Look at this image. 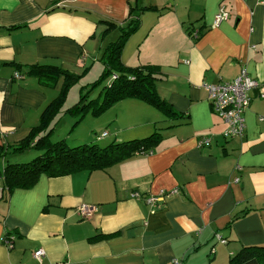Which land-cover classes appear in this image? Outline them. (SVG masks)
I'll return each mask as SVG.
<instances>
[{
  "label": "crops",
  "instance_id": "0c3cea01",
  "mask_svg": "<svg viewBox=\"0 0 264 264\" xmlns=\"http://www.w3.org/2000/svg\"><path fill=\"white\" fill-rule=\"evenodd\" d=\"M130 5L158 10L133 12L140 25L121 59L156 66V91L176 113L126 98L100 122L87 118L81 134L76 128L90 114L72 126L74 114L64 112L73 118L66 132L54 118L51 139L69 145L105 146L154 131L161 139L107 168L41 174L32 187L1 197L0 264H214L218 255L264 243V98L250 92L243 136L225 138L204 87L242 68L264 82V0H0V145L25 137L61 85L43 86L16 65L87 74L118 35L117 28L105 33V21L123 24ZM220 6L228 17L211 27ZM201 136L209 144L197 146ZM161 189L158 204L145 201ZM82 204L92 207L86 216ZM5 234L14 236L10 248Z\"/></svg>",
  "mask_w": 264,
  "mask_h": 264
},
{
  "label": "trees",
  "instance_id": "16d2710c",
  "mask_svg": "<svg viewBox=\"0 0 264 264\" xmlns=\"http://www.w3.org/2000/svg\"><path fill=\"white\" fill-rule=\"evenodd\" d=\"M136 10H158V8L155 6L136 8L130 5L128 17L123 24L105 21L107 25L105 33L117 28L118 35L104 48L100 58L104 68L90 84L79 88L78 101L64 110L65 113L74 114L76 120L72 126L87 113L98 116L115 102L126 98L144 101L167 115L176 113L156 91V66H128L121 59L126 41L140 25L139 18L133 15ZM16 68L17 70L24 68L27 75L35 77L43 86L53 87L60 79L61 85L57 96L42 110L38 124L33 126L25 137L15 143L0 145V159L6 161L0 172V198L9 195L16 188L32 187L41 174L57 176L82 170L107 168L136 152L153 149L161 139L160 133L154 131L142 138L110 142L105 146L96 142L69 145L63 139L52 140L51 121L56 119L72 85L84 76L86 70L76 74L51 64H19ZM101 85L98 95L90 98L89 94ZM85 89L87 91L83 93ZM96 138L98 139L99 136L97 135ZM28 149L37 150L39 153L27 162H7L8 155ZM227 264H264V243L242 245L235 253L230 254Z\"/></svg>",
  "mask_w": 264,
  "mask_h": 264
},
{
  "label": "built area",
  "instance_id": "2783aa9c",
  "mask_svg": "<svg viewBox=\"0 0 264 264\" xmlns=\"http://www.w3.org/2000/svg\"><path fill=\"white\" fill-rule=\"evenodd\" d=\"M228 17V12L223 6H220L217 12L213 16L211 27L218 25L222 20ZM190 34L193 37L198 35L197 29H191ZM16 78H20L18 72L14 73ZM205 89L207 90L208 100L210 102L211 108L215 114L220 116L224 123L225 127L222 131V135L225 138H233L237 136H243L245 131V121H244V112L249 106L251 97L250 92L254 89L258 90L259 96L264 98V82L251 77L244 68H242L239 74L232 80H224L216 83H205ZM105 135L106 132L100 133ZM211 138L208 136H201L198 139L197 146L209 144ZM174 188L170 193L175 192ZM165 190H160L157 194H150L145 197V201L154 206L158 204L162 197L165 195ZM138 192H132L131 197H137ZM78 212L81 215H88L92 211V207L82 204L77 208ZM221 242L226 240L217 236ZM14 236L5 234L3 237V243L7 247H12ZM44 251L42 248L34 250V257L40 261L43 256Z\"/></svg>",
  "mask_w": 264,
  "mask_h": 264
},
{
  "label": "rangeland",
  "instance_id": "374dc122",
  "mask_svg": "<svg viewBox=\"0 0 264 264\" xmlns=\"http://www.w3.org/2000/svg\"><path fill=\"white\" fill-rule=\"evenodd\" d=\"M115 38H116V33H113L109 37V40L113 41ZM103 68H104L103 62L101 60H96L94 62V66L91 68V70L87 74H85L83 77H81L78 82H76L74 85H72V87L70 88V90L68 92L66 101L64 102V105L61 108V111L58 113V116H56V119H55L56 121H59V123L57 125V130L58 131L66 132L67 129H69V127L72 124V121H71L73 119L71 117L72 115H68L67 114V115H65L63 117V115H64L63 113H64V110L66 108L72 106L73 104H75L78 101L79 88L81 86H83V85L90 84L98 76V74L101 72V70ZM101 88H102V85L101 86H97L89 94V97L90 98L96 97L98 95L99 91L101 90ZM87 89H85L83 91V93H85L87 91ZM87 114H90V113H87ZM89 116H91V117H86L85 119H83L85 121H83L82 123L78 124V127L76 128V134H81V132H82L81 129H82L83 125L88 121L87 118H94L96 120V122H100V120H102L101 119L102 117H99V116H94V115H91V114ZM73 134H75V133H73ZM60 135H61V133L60 134L58 133V135L56 137H59ZM52 139L55 140L54 136L52 137ZM99 143H102V142H99ZM38 153L39 152L37 150L28 149V150H25V151H23L21 153H18V154L8 155L6 160H7V162H27L30 159H32L33 157H35ZM3 162L4 161H2V158H1L0 159V172H2L3 166L6 164V162H4V163ZM83 216H86V215H83ZM211 255H212V253L208 256V259L211 258ZM223 255H224V253H223ZM219 256L220 255H218V257L215 260H210V262H213L214 264H227V261H228V258L230 256V254L229 255L227 254V257L226 256L223 257V260L220 259Z\"/></svg>",
  "mask_w": 264,
  "mask_h": 264
}]
</instances>
